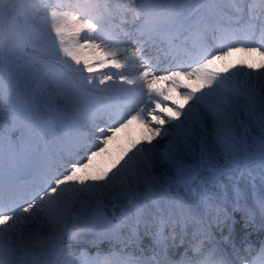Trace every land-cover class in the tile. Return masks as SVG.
Returning a JSON list of instances; mask_svg holds the SVG:
<instances>
[{
  "label": "snow or ice",
  "instance_id": "6c2138e0",
  "mask_svg": "<svg viewBox=\"0 0 264 264\" xmlns=\"http://www.w3.org/2000/svg\"><path fill=\"white\" fill-rule=\"evenodd\" d=\"M14 6L0 18V38L22 28L0 41V264H30L17 231L74 221L119 245L115 264H264V239L228 255L216 237L230 229L225 181L232 210L264 232V0ZM138 170L150 197L130 184ZM184 214L195 239L182 226L169 239ZM141 229L156 247L134 255Z\"/></svg>",
  "mask_w": 264,
  "mask_h": 264
},
{
  "label": "clouds",
  "instance_id": "9594fccd",
  "mask_svg": "<svg viewBox=\"0 0 264 264\" xmlns=\"http://www.w3.org/2000/svg\"><path fill=\"white\" fill-rule=\"evenodd\" d=\"M23 0H0V18L9 12L14 15L17 9L14 6L17 3H22ZM69 8H76L80 5V11L88 12L90 14H100L99 5L101 0H65ZM92 4V7H88ZM22 32V28L16 25L9 27L3 38L0 41L7 39L13 32ZM22 38L17 39L16 43L21 44ZM130 184L135 185L137 191L143 189V194L146 196L153 195V185L150 179L141 171H137L134 177L130 180ZM191 220L187 214L180 217V224L186 230L190 225ZM166 222L157 224L158 231H163L166 227ZM87 229L79 222H72L67 225H54L47 228H41L34 232L17 231L15 235L25 241L26 247L22 251V255L30 262V264H67L65 258L56 250L57 246H63L66 239L76 240L86 232ZM178 233L172 232L169 234V239H176ZM195 239V236H192ZM195 249L198 251L203 247V241L195 244ZM51 249V251H49ZM100 264H115V261L110 253L105 252L100 258Z\"/></svg>",
  "mask_w": 264,
  "mask_h": 264
},
{
  "label": "bare ground",
  "instance_id": "6f19581e",
  "mask_svg": "<svg viewBox=\"0 0 264 264\" xmlns=\"http://www.w3.org/2000/svg\"><path fill=\"white\" fill-rule=\"evenodd\" d=\"M234 175H236L237 176V179H238V183H239V185H240V187L241 188H245V187H247V188H251V187H248V185L246 184V179H244L243 177H239V174L238 173H236V174H234ZM225 183H226V192L229 194V196H228V202L225 204V206H226V208H228V210L230 211V213H231V219H230V221H232L233 223H234V225H235V221H237L238 223H241V221H240V218H242V220L243 221H245L246 219H245V217H244V215H243V213H241V212H239V211H234V210H232V208H231V203H230V201H231V192H232V188H231V182L230 181H225ZM242 184H244V185H242ZM260 189V188H259ZM261 190V189H260ZM262 191H263V189H262ZM187 195V197L190 199V201L193 203V206L197 209V211H200V209H199V206H198V203H197V201H196V199H195V197L191 194V191H190V193H187L186 194ZM150 205H148V208L150 209ZM120 211V209L119 208H117L116 209V212L118 213ZM149 218H150V213H149ZM234 219H235V221H234ZM177 222H179L180 223V218L177 220ZM190 224H192V223H190ZM191 227H192V225H189L188 226V228L186 229V231H189V236H188V239H192V236H193V234L190 232V229H191ZM247 231H249V230H245V231H242V233H247ZM218 232V233H217ZM216 232V235H218L219 234V231H217ZM226 233V227L224 228V229H222L221 230V234H225ZM147 235V234H146ZM145 235V236H146ZM149 235V234H148ZM220 235V234H219ZM92 236V238L91 239H93V240H90V239H88L89 237H91ZM96 237V238H95ZM253 238V239H251L250 241H255V242H258L259 240H261V239H264V232H256V233H252L251 235H250V238ZM147 238V237H146ZM97 240V236H96V231L95 230H91V231H86V232H84L82 235H81V237H79L78 239H76V240H71V239H66L65 240V242H64V253H65V259H68V258H70V256L71 255H73L72 253L73 252H75V253H79L80 252V250L79 249H73V248H71L70 246L71 245H73V244H76V245H81V246H83L82 248H84L85 249V251H87V252H89L90 254H92V248L89 246V244H93L95 241ZM105 241H109V240H107V239H103V243L105 242ZM72 243V244H71ZM103 243H99V246L101 247V249L103 250V251H107V249L105 248V246L103 245ZM227 243V242H226ZM238 245H240L241 244V241H239V239H238Z\"/></svg>",
  "mask_w": 264,
  "mask_h": 264
},
{
  "label": "rangeland",
  "instance_id": "374dc122",
  "mask_svg": "<svg viewBox=\"0 0 264 264\" xmlns=\"http://www.w3.org/2000/svg\"><path fill=\"white\" fill-rule=\"evenodd\" d=\"M246 184L248 185V187H251V182L250 181H248V180H246ZM242 185H244V184H242ZM258 188H260L259 190L260 191H262V189H263V191H264V187H260L259 185H258ZM189 193H190V191H189Z\"/></svg>",
  "mask_w": 264,
  "mask_h": 264
}]
</instances>
